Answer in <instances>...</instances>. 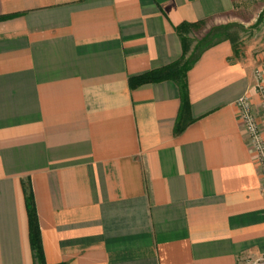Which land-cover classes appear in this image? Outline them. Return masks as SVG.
Listing matches in <instances>:
<instances>
[{
  "label": "crops",
  "instance_id": "obj_1",
  "mask_svg": "<svg viewBox=\"0 0 264 264\" xmlns=\"http://www.w3.org/2000/svg\"><path fill=\"white\" fill-rule=\"evenodd\" d=\"M230 7L0 0V264H37L27 197L44 264H244L264 254V183L235 105L246 94L258 110L247 58L229 42L201 54L178 135L173 82L130 88L180 60L183 23Z\"/></svg>",
  "mask_w": 264,
  "mask_h": 264
},
{
  "label": "rangeland",
  "instance_id": "obj_2",
  "mask_svg": "<svg viewBox=\"0 0 264 264\" xmlns=\"http://www.w3.org/2000/svg\"><path fill=\"white\" fill-rule=\"evenodd\" d=\"M230 2L231 7L228 11L201 22L194 28L184 30L182 34L186 40L185 45L191 53L198 42L210 40L213 43L223 39V42L232 44L243 59L247 58L253 68L254 76L255 72L260 75L257 77V82L264 84V0H230ZM223 27L227 29L223 30ZM215 29H220L214 34L217 37L211 34ZM258 95L260 97V93ZM257 107V112L253 111V114L264 138V117L260 101ZM260 115L263 123L259 125Z\"/></svg>",
  "mask_w": 264,
  "mask_h": 264
},
{
  "label": "trees",
  "instance_id": "obj_3",
  "mask_svg": "<svg viewBox=\"0 0 264 264\" xmlns=\"http://www.w3.org/2000/svg\"><path fill=\"white\" fill-rule=\"evenodd\" d=\"M196 24H187L183 23L178 28V33L180 34V38L183 44V55L179 61L168 65L160 70L152 71L142 75L140 77H136L130 80V88H136L142 86L144 84L149 83H160L164 81L173 82L179 90L180 97V109L178 113V117L174 126V135H178L182 132L184 128V123L186 121V117L189 112V102H188V90H187V73L191 69V67L198 61L201 54L208 48L213 47L220 42H223V39L217 40L212 43L210 40H205L203 43H197L193 48L191 53H189L187 45H185V38L182 34L184 30H188L189 28H194ZM223 30H226L227 27H223ZM220 29H215L211 34L214 35L219 32ZM221 34V33H219ZM217 37V35H214ZM234 49V54L237 55V51ZM189 54V55H188ZM26 206L28 207L29 213V221H30V243L32 250L34 252V257L37 264L43 263V254L41 243L39 239L38 227L36 224V216L33 209V203L30 197L26 198Z\"/></svg>",
  "mask_w": 264,
  "mask_h": 264
},
{
  "label": "built area",
  "instance_id": "obj_4",
  "mask_svg": "<svg viewBox=\"0 0 264 264\" xmlns=\"http://www.w3.org/2000/svg\"><path fill=\"white\" fill-rule=\"evenodd\" d=\"M255 74V78L257 80V77H260V75L258 72H255ZM257 89L260 93V106L264 117V89L262 83L259 84V82H257ZM235 105L249 144L255 154L256 165L258 166L264 183V138L262 136V131L256 123L252 110V104L249 97L244 94L236 101ZM244 264H264V254L255 259H248L244 262Z\"/></svg>",
  "mask_w": 264,
  "mask_h": 264
}]
</instances>
